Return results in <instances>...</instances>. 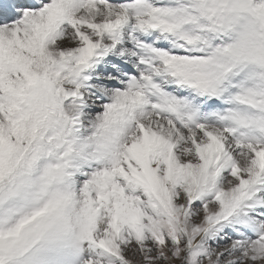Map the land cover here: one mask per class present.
I'll use <instances>...</instances> for the list:
<instances>
[{
	"label": "snow or ice",
	"instance_id": "snow-or-ice-1",
	"mask_svg": "<svg viewBox=\"0 0 264 264\" xmlns=\"http://www.w3.org/2000/svg\"><path fill=\"white\" fill-rule=\"evenodd\" d=\"M0 264H264V0H0Z\"/></svg>",
	"mask_w": 264,
	"mask_h": 264
}]
</instances>
